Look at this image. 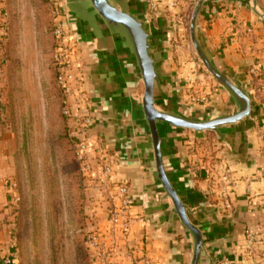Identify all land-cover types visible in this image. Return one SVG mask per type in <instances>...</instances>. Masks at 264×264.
I'll return each instance as SVG.
<instances>
[{"label":"rangeland","instance_id":"rangeland-1","mask_svg":"<svg viewBox=\"0 0 264 264\" xmlns=\"http://www.w3.org/2000/svg\"><path fill=\"white\" fill-rule=\"evenodd\" d=\"M172 1L176 5L171 12L181 17L183 50L187 52L185 57L176 58L183 68L178 76L182 80L195 76V89L207 91L209 102L216 90L222 89L205 71L190 42L189 20L197 0ZM61 2L0 0V9L7 14L0 57V260L15 254L17 264H123L122 248H127L131 239L118 240V251L109 258L88 242L90 236L105 230L109 199L97 178L84 175L75 155L78 136L73 122L60 114L51 58L54 8ZM222 3L226 2L212 5ZM257 3L264 11V0ZM232 14L225 13L229 18ZM230 22L240 37L237 21ZM65 24L77 46L78 59L84 63V74L87 65L81 47L66 19ZM250 29L246 25L242 37ZM228 42L229 37H220L221 48ZM182 98L185 101L183 92ZM257 98L253 100L263 104L264 95L261 102ZM91 128L88 133L99 140ZM207 142L218 148L215 140ZM105 236L103 243L108 245L110 238ZM130 248L132 253L133 245Z\"/></svg>","mask_w":264,"mask_h":264},{"label":"crops","instance_id":"crops-1","mask_svg":"<svg viewBox=\"0 0 264 264\" xmlns=\"http://www.w3.org/2000/svg\"><path fill=\"white\" fill-rule=\"evenodd\" d=\"M170 3L171 0H145L147 18L155 27L165 19L166 27L169 29L165 47L167 53L165 69L171 81L165 87V91L171 93L176 90L182 102L199 113L220 114L228 108L227 95L223 90L217 89L213 99L203 106L191 104L182 98L184 83L180 82L178 75H181L183 68L179 65L180 60L177 61L176 58L185 57L187 52L183 50L185 38L182 25L180 21H176V17L171 12L175 11V8ZM230 12L234 15L231 18L225 15ZM255 19L243 7L227 2L205 7L199 19L200 36L204 38L201 39L213 54L219 69L233 75L241 68L243 73L241 82H247L246 85L250 90L251 88L256 90L264 82V25ZM233 20L237 21L235 26L237 31L240 30V37L234 33L236 28L231 27L230 21ZM246 25L251 26V32L244 33L246 36L242 37ZM222 36L229 37L230 41L224 44L223 48L219 43ZM80 47L82 58L85 59L84 62L89 69L93 44L83 43ZM120 64L123 68L127 66L124 56L120 57ZM82 65L84 66V63ZM1 66L0 78L3 74ZM126 72L125 87L132 101L137 103L142 95L143 85L132 79L130 71ZM256 91L261 92L260 89ZM263 95L257 93L252 97L253 99L258 97V101L261 102ZM99 104L103 105V103ZM91 108V129L99 140L107 143L110 152L116 155L118 165L115 176L128 185L132 213L141 218L134 223L127 248L124 250L122 248V263L131 264L138 251L150 258L153 264H188V246L181 228L177 224L172 228L165 227L166 213L170 209L169 203L160 200L162 193L159 190L155 192L146 190L152 184V180L146 177L147 170L142 162L149 158V147L140 125H136L135 131H131L128 127L135 125V122L129 117L122 116L116 120L107 110L100 116L98 105ZM263 108L253 121H244L229 132L228 138L234 144L230 148L219 145L213 133H206L202 138H197L191 131L177 135L178 151L184 159L185 166L194 176L195 191L206 197L210 206L217 207L219 217L225 220L224 223L217 224L208 218L202 219L203 235L207 239L216 241L211 246L214 250V264H223L224 260L229 264H264ZM91 137L94 138L92 135ZM212 140L216 141L221 159L229 169L231 179L234 180L232 186L229 183L213 185L206 179L205 173H195L192 169V165L196 163L193 158L194 152L203 157L202 153H205V150H214V147L207 142ZM1 187L0 183V191ZM247 232L251 234L250 240ZM132 245L133 249L130 253ZM17 263V260H12L11 264Z\"/></svg>","mask_w":264,"mask_h":264},{"label":"water","instance_id":"water-1","mask_svg":"<svg viewBox=\"0 0 264 264\" xmlns=\"http://www.w3.org/2000/svg\"><path fill=\"white\" fill-rule=\"evenodd\" d=\"M216 1L243 7L261 21L264 11L257 0H197L191 11L189 37L195 54L227 95L228 108L217 115L202 114L186 106L176 90L166 93L165 87L171 81L165 69L169 29L165 19L155 27L147 18L145 0H62L59 6L79 45L93 44L91 68H86L83 79L89 111L98 105L100 116L107 110L116 120L129 117L135 122L128 127L131 131L140 125L149 147V158L142 162L146 177L152 180L146 190H159L160 200L169 203L165 227L177 224L181 228L188 246V264H214L211 246L216 241L203 235L202 219L217 224L225 220L219 217L217 207L210 206L207 198L195 191L194 176L178 151L177 135L191 131L202 138L213 133L219 145L230 148L234 144L228 138L229 132L244 121H253L264 107L253 100L247 82H241V68L233 75L221 71L200 37L201 12ZM121 56L127 65L124 68ZM127 70L134 81L143 85L137 103L125 87Z\"/></svg>","mask_w":264,"mask_h":264},{"label":"built area","instance_id":"built-area-1","mask_svg":"<svg viewBox=\"0 0 264 264\" xmlns=\"http://www.w3.org/2000/svg\"><path fill=\"white\" fill-rule=\"evenodd\" d=\"M170 5L174 8L175 1L171 0ZM54 14L52 66L55 71L56 84L60 90V111L66 119L73 122L75 134L78 136L75 143V155L81 164L84 175L97 178L96 182L103 188L105 195L107 192L109 199L105 230L103 233L98 232L90 236L88 242L92 249L99 250V253L104 251L106 257L109 258L111 253L118 251L117 241L128 240L132 234L134 223L141 218L132 213L128 185L124 181L114 178L118 165L116 155L112 154L101 140L93 139L88 133L92 127V116L89 111V98L83 85V65L78 59L77 46L67 31L65 18L59 7L54 8ZM6 16V12L0 10V57L5 44ZM175 19L180 21L181 17L177 16ZM194 77L179 79L184 83L185 100L198 106L206 105L208 103L207 91L195 89ZM258 89L264 91V82L259 85ZM256 90L251 88L253 95H256ZM197 154L194 152L193 155L196 163L192 165V169L195 173H205L206 179L213 185L229 183L232 186L234 184L218 148L205 150V153H202L203 157ZM105 234L110 238L108 245L103 243V239L106 238ZM247 236L250 240L251 234L248 233ZM135 254V260L131 264H153L150 258L142 252L137 251ZM12 260H16L15 254L4 257L1 264H11ZM223 264L229 263L224 260Z\"/></svg>","mask_w":264,"mask_h":264},{"label":"trees","instance_id":"trees-1","mask_svg":"<svg viewBox=\"0 0 264 264\" xmlns=\"http://www.w3.org/2000/svg\"><path fill=\"white\" fill-rule=\"evenodd\" d=\"M51 64H52V58H51ZM52 70H53V72H54V82H55V86H56V88H57V90H58V94H59V109H60V105H61V96H60V90H59V88L57 87V84H56V80H55V71H54L53 66H52ZM60 114H61V111H60ZM62 117H63V116H62Z\"/></svg>","mask_w":264,"mask_h":264}]
</instances>
